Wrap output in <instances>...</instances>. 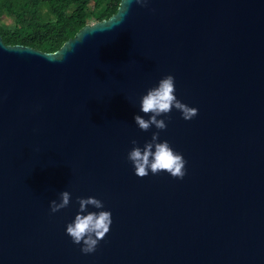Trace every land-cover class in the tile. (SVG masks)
<instances>
[{
	"label": "water",
	"instance_id": "water-1",
	"mask_svg": "<svg viewBox=\"0 0 264 264\" xmlns=\"http://www.w3.org/2000/svg\"><path fill=\"white\" fill-rule=\"evenodd\" d=\"M167 75L199 110L158 118L186 176L139 178L158 130L134 117ZM78 197L112 213L93 254L66 234ZM0 264H264V0H122L54 53L0 35Z\"/></svg>",
	"mask_w": 264,
	"mask_h": 264
},
{
	"label": "clouds",
	"instance_id": "clouds-1",
	"mask_svg": "<svg viewBox=\"0 0 264 264\" xmlns=\"http://www.w3.org/2000/svg\"><path fill=\"white\" fill-rule=\"evenodd\" d=\"M149 2L150 0H128L129 5L136 3L141 7H147ZM175 83V77L167 75L159 81L158 86L148 89L141 98L140 110L144 116L150 118L145 119L137 114L134 117L135 124L143 132H149L153 126L158 131L152 134L151 140L146 142L143 148L137 140H132L133 148L128 153V160L139 178L148 177L150 172L152 175L166 172L178 180H183L186 176L187 161L184 156L176 152L167 140L160 142V132L167 130V123L164 119H158L159 117L169 115L173 109L180 112L185 121H191L199 114L197 108L190 107L177 98ZM71 201L72 194L69 191L61 192L59 202H50L51 213L55 214L70 207ZM76 203L79 205V211L74 221L67 225L66 234L74 244L82 245L83 254H93L110 232L112 213L103 210L104 203L94 197H78ZM89 206L100 211L89 212Z\"/></svg>",
	"mask_w": 264,
	"mask_h": 264
},
{
	"label": "trees",
	"instance_id": "trees-1",
	"mask_svg": "<svg viewBox=\"0 0 264 264\" xmlns=\"http://www.w3.org/2000/svg\"><path fill=\"white\" fill-rule=\"evenodd\" d=\"M122 0H0L6 45L54 53L88 24L110 19Z\"/></svg>",
	"mask_w": 264,
	"mask_h": 264
}]
</instances>
